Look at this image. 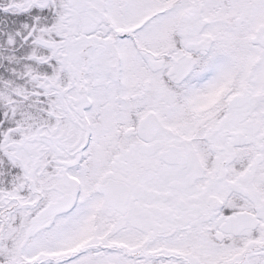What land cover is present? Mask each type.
Listing matches in <instances>:
<instances>
[{"label": "snow or ice", "instance_id": "snow-or-ice-1", "mask_svg": "<svg viewBox=\"0 0 264 264\" xmlns=\"http://www.w3.org/2000/svg\"><path fill=\"white\" fill-rule=\"evenodd\" d=\"M0 264H264V0H0Z\"/></svg>", "mask_w": 264, "mask_h": 264}]
</instances>
